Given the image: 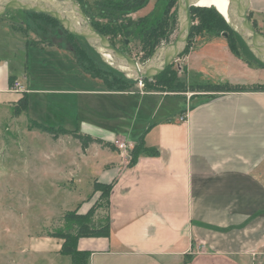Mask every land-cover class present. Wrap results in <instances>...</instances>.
<instances>
[{
  "label": "crops",
  "instance_id": "0c3cea01",
  "mask_svg": "<svg viewBox=\"0 0 264 264\" xmlns=\"http://www.w3.org/2000/svg\"><path fill=\"white\" fill-rule=\"evenodd\" d=\"M248 2L252 20L264 17V0ZM1 21L6 34L8 27L13 35L19 34L8 20ZM220 37L213 35L183 55L185 82L193 84L194 68L200 72L210 66L218 74H228L231 66L237 73L229 83L264 84V67L235 56ZM40 47L51 62L75 65L67 45ZM30 61L28 53L25 70ZM75 69L79 73V67ZM85 75L80 73L72 82L79 85L82 80V88L20 83L29 97L28 108L33 95L52 101L69 95L99 96L101 104L109 102L116 123H128L126 134L107 141L130 148L135 142L126 138L132 129L139 132L146 125L145 146L155 151H144L130 163L127 151L92 143L107 156L94 158L93 163L83 158L84 165L91 166L87 178L113 183L110 236L78 240V249L90 252L88 264H264V90L214 92L192 102L187 92L108 90L101 79ZM9 76L10 68L0 60V105H10L22 94L9 89ZM223 82L227 81L213 83ZM177 95L185 99L175 104L177 109L165 104L168 96ZM96 198L81 202L78 212H86ZM61 242L48 235L31 238L27 264H72L69 255L59 253ZM198 242L204 243L201 251H195Z\"/></svg>",
  "mask_w": 264,
  "mask_h": 264
},
{
  "label": "rangeland",
  "instance_id": "374dc122",
  "mask_svg": "<svg viewBox=\"0 0 264 264\" xmlns=\"http://www.w3.org/2000/svg\"><path fill=\"white\" fill-rule=\"evenodd\" d=\"M169 1L149 0L143 8L130 13L127 17L134 21L142 19V25L147 28L158 22L163 15L170 14L174 6L170 7L167 14ZM3 17L4 19L1 20H8L9 24L19 31V34L13 35L10 27H8V34L4 29H0V60L7 64L11 75L17 77L24 86V82L30 81L39 83L38 86L44 87L61 84L60 87L62 88H73L72 86L75 85L72 83L73 80L77 79L80 73L83 74L84 71L76 63V59L75 65L70 63L62 66L56 61L51 62L46 59V55L42 53L44 49L40 46H26V42L31 45V42L36 41L38 44L46 45L48 44L47 40H52L53 44L67 45L68 47L76 44L83 48L84 57L88 59L87 62L90 60L88 63H90L89 65L92 64L97 74L100 73L102 76V73H111L110 75L114 74L116 79L117 74L113 73L109 66L101 61L82 38L69 37L60 25L50 18L35 15L33 16L35 18L34 23L21 10H9ZM249 19L253 22L250 14ZM254 22H256L258 29L264 33V17L257 18V21L254 20ZM172 27V24L167 25L168 32L172 30ZM132 29L133 33L129 38H125V44L120 42L122 35H117L115 46L136 60L143 62L149 57H142L143 50L139 42V28L133 26ZM177 29L178 25L170 33L169 42H172L176 37ZM224 32L218 34L221 36L220 38L231 36L230 30ZM213 35L215 34L206 32L195 34L189 42V51ZM1 37L4 38L1 39ZM165 43L167 42L161 44ZM28 53L31 61L28 69L25 70ZM183 55L182 53L169 66L176 72L177 83L186 86L188 84L183 79L185 67L183 60L185 55ZM206 65V58H204L202 67L205 68ZM77 66L79 73L75 71V68L78 69ZM202 69L200 72L195 71V68L191 70L190 83L205 84L220 80L229 82V77L237 73L236 69L231 66L225 71L228 74H218L210 66H207L205 70ZM24 75L27 79L26 77L23 78ZM85 76L88 78V75ZM77 82L79 85L75 86L82 88V80ZM134 87L137 88V85ZM185 90L188 96H192V102L215 92V89L211 88L190 89L186 87ZM68 98L57 97L52 101L50 97L33 95L31 106L27 112L18 109L20 108L18 107V99L10 105H0V264L30 263L29 242L31 238L48 235L49 232L60 228L63 226V215L66 211L79 210L81 202L86 203V199L92 195L97 196L95 203L100 194L99 191H93V186L97 184V180L86 177L91 166L84 165L86 161L83 162V158L86 157L85 160L93 163L94 158L100 159L99 157H101L104 159L107 156L106 152L102 149V153H100L99 144H90L87 148L95 147L85 152L81 149L80 143L70 135H63L54 139L50 134L34 127L32 120L36 119L33 114L37 113L43 117L39 121L46 125L69 127L93 138L105 139L106 141L118 134L123 136L127 133L128 123L125 121L116 123V115L111 114L112 109L108 110V101H103L101 104V98L95 95L78 98L77 95H69ZM184 100V97L179 95L168 96L165 104L177 109L175 104L183 103ZM62 114L64 115L61 116ZM136 127L138 124L134 126V128ZM144 127L146 125L139 132L132 129L133 133H130L126 139L136 142L138 135L145 129ZM132 147H126L125 152L127 151L128 155ZM97 211L102 212V208Z\"/></svg>",
  "mask_w": 264,
  "mask_h": 264
},
{
  "label": "trees",
  "instance_id": "16d2710c",
  "mask_svg": "<svg viewBox=\"0 0 264 264\" xmlns=\"http://www.w3.org/2000/svg\"><path fill=\"white\" fill-rule=\"evenodd\" d=\"M80 7L82 8L84 14L87 16L91 24L95 29H97L102 34L109 37L112 44L115 45V38L117 35H122L120 42L126 43L125 38H129L133 33V26L139 28V42L143 50V58H148L155 47L160 45L162 42L170 41V33L177 27L178 18V8L177 0H170L168 9L166 13H169L170 7L174 6V9L170 14L163 15L161 19L154 25L149 27H144L142 25V19L137 21L128 18L127 15L130 13L143 8L149 0H76ZM191 17H192V27L191 33L187 41V45L183 54L189 52L188 46H190V40L195 34H200L203 32L215 34H222L225 30L231 31V36L226 37L227 45L230 51L237 57L245 60L249 64H255L256 66L264 67V64L258 61L253 54L248 50L245 43L242 41L240 36L234 31L230 23L225 20L222 14H220L214 7H202V6H191ZM25 12V11H24ZM27 17L31 22L35 23V18L33 16H43L50 18L52 21L57 22L54 18L49 15L35 12H25ZM2 19H4L2 17ZM102 19V20H101ZM194 21V22H193ZM59 24V23H58ZM172 24V30H167V25ZM253 24L256 29L258 26L253 20ZM37 31V30H36ZM65 32V31H64ZM69 37L77 38L76 36L66 32ZM225 33V32H224ZM25 34V31H24ZM264 34V33H263ZM83 41L88 45V47L101 59V61L109 66L113 73L117 74L115 79L114 74L102 73L97 74L96 69L89 65L90 60L87 62V58L84 57L83 48L73 44L69 46L71 52L73 53L76 63L79 67L93 78L101 79L105 87L108 90L115 91H126L130 90L136 85L135 80L126 78L121 72L115 70L109 64H107L98 52L95 51L84 39ZM46 45H54L52 40H47ZM29 44V42H27ZM32 45L40 46L36 42H31ZM91 67V68H90ZM15 76H9V87L13 84ZM145 82L146 91H157L166 93H180L185 92L186 87L192 88H211L215 89V92L224 91H242V90H264V84H233L229 82L223 83H205V84H189L181 85L177 83L176 72L171 66L167 67L163 72H161L156 77L149 79H143ZM219 89V90H217ZM29 104V97L26 92H22L21 97L18 99V109L27 112ZM16 111V109H15ZM34 127L50 134L54 139H57L63 135H70L72 138L80 143L82 150H85L90 144L97 143L103 147L109 149L118 148L114 142L102 140L100 138H93L88 134H83L78 132L76 129H69L61 125L49 126L38 120H32ZM146 130L139 134L137 141L133 147L129 150L130 163L135 161L137 157L144 151L154 154L153 148L145 146V136ZM113 188V183L100 182L93 186V191H99V197L96 202L84 213H79L78 210L66 211L63 215L64 223L63 226L57 228L56 230L49 232L48 236L60 239L61 245L59 253L64 255H69L72 264H88V259L90 252L88 250H79L77 247L78 240L81 237H109L110 236V223H109V197L111 190ZM99 207V208H98ZM102 208L101 211H97Z\"/></svg>",
  "mask_w": 264,
  "mask_h": 264
},
{
  "label": "water",
  "instance_id": "95a60500",
  "mask_svg": "<svg viewBox=\"0 0 264 264\" xmlns=\"http://www.w3.org/2000/svg\"><path fill=\"white\" fill-rule=\"evenodd\" d=\"M197 2L177 0L176 37L172 42L156 47L143 62L117 48L106 35L95 29L76 0H0V18L9 10L49 15L57 20L63 31L84 39L107 64L136 81L156 77L183 53L192 27L190 7L196 6ZM248 10V0H228L226 20L253 56L264 64V34L255 28Z\"/></svg>",
  "mask_w": 264,
  "mask_h": 264
},
{
  "label": "built area",
  "instance_id": "2783aa9c",
  "mask_svg": "<svg viewBox=\"0 0 264 264\" xmlns=\"http://www.w3.org/2000/svg\"><path fill=\"white\" fill-rule=\"evenodd\" d=\"M176 60V59H175ZM151 80V79H149ZM136 85L138 90H140L141 93L145 92V82L143 81V78L136 80ZM10 90H13L15 92H24L25 89L23 88V86L20 84L19 81H17L16 79L13 81V84L9 87ZM185 117V114L183 113L182 115L179 116V120H183ZM116 146L125 152L126 150V145L122 142H115ZM204 247V243L203 242H198L195 245V251H201L202 248Z\"/></svg>",
  "mask_w": 264,
  "mask_h": 264
},
{
  "label": "bare ground",
  "instance_id": "6f19581e",
  "mask_svg": "<svg viewBox=\"0 0 264 264\" xmlns=\"http://www.w3.org/2000/svg\"><path fill=\"white\" fill-rule=\"evenodd\" d=\"M196 6L214 7L225 18L227 17L228 0H198Z\"/></svg>",
  "mask_w": 264,
  "mask_h": 264
}]
</instances>
